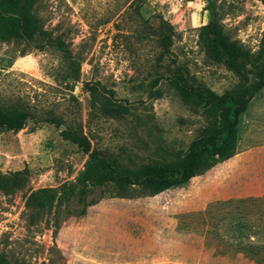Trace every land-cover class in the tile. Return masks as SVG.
I'll return each instance as SVG.
<instances>
[{"label":"rangeland","instance_id":"1","mask_svg":"<svg viewBox=\"0 0 264 264\" xmlns=\"http://www.w3.org/2000/svg\"><path fill=\"white\" fill-rule=\"evenodd\" d=\"M189 5L177 29L163 19V0H36L41 31L0 42V107L30 114L21 129L0 130V172L27 169L23 189L0 191V253L10 263L264 264V87L239 117L235 153L183 184L154 195L93 187L83 214L66 188L40 212L25 206L29 192L72 183L83 168L87 155L62 129L129 167L186 148L205 118L180 101L170 77L216 93L237 81L206 57L198 28L212 20L253 55L264 29L259 0ZM161 34L171 37L166 52ZM88 86L126 113H99Z\"/></svg>","mask_w":264,"mask_h":264},{"label":"trees","instance_id":"2","mask_svg":"<svg viewBox=\"0 0 264 264\" xmlns=\"http://www.w3.org/2000/svg\"><path fill=\"white\" fill-rule=\"evenodd\" d=\"M259 1L264 4V0ZM35 2L0 0V42L30 39L41 31L32 14ZM197 36L206 57L223 64L233 72L237 81L230 89L216 93L203 84H192L179 74L170 77L172 88L180 101L205 118V124L186 148L164 151L160 159L129 167L91 148L89 140L80 132L70 128L62 129L59 131L61 138L75 144L87 158L74 182L62 184L59 188H38L29 192L25 206L33 214L51 207L53 202L59 200L60 192L65 188L71 192L76 191L75 194L83 202L79 214L85 212L88 205L85 202L86 193L93 187H110L117 193L137 189L154 195L185 183L235 153L239 117L254 94L264 87V29L254 55L231 40L223 33L220 25L212 20L198 28ZM159 38L166 52L171 41L170 34H161ZM156 81L153 79L152 84L155 85ZM87 89L99 113L114 118L126 113L123 105L107 99L96 100L95 88L88 86ZM150 93L151 98L160 96L158 89ZM29 118V112L24 109L0 107V130H19ZM26 173V168L0 172V191L8 193L23 189L26 186ZM0 264L13 263L0 253Z\"/></svg>","mask_w":264,"mask_h":264},{"label":"built area","instance_id":"3","mask_svg":"<svg viewBox=\"0 0 264 264\" xmlns=\"http://www.w3.org/2000/svg\"><path fill=\"white\" fill-rule=\"evenodd\" d=\"M197 2L199 0H163L165 5V10L161 12L163 19L180 29L187 22V12L193 9L189 4Z\"/></svg>","mask_w":264,"mask_h":264},{"label":"crops","instance_id":"4","mask_svg":"<svg viewBox=\"0 0 264 264\" xmlns=\"http://www.w3.org/2000/svg\"><path fill=\"white\" fill-rule=\"evenodd\" d=\"M258 238V237H257ZM262 243H263V241H262Z\"/></svg>","mask_w":264,"mask_h":264}]
</instances>
